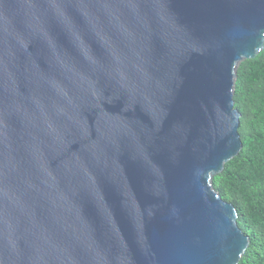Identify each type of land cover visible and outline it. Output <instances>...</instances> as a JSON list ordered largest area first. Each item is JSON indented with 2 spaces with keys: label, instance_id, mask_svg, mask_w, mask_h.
Instances as JSON below:
<instances>
[{
  "label": "water",
  "instance_id": "water-1",
  "mask_svg": "<svg viewBox=\"0 0 264 264\" xmlns=\"http://www.w3.org/2000/svg\"><path fill=\"white\" fill-rule=\"evenodd\" d=\"M263 50L264 0H0V264H238L213 178Z\"/></svg>",
  "mask_w": 264,
  "mask_h": 264
},
{
  "label": "trees",
  "instance_id": "trees-1",
  "mask_svg": "<svg viewBox=\"0 0 264 264\" xmlns=\"http://www.w3.org/2000/svg\"><path fill=\"white\" fill-rule=\"evenodd\" d=\"M234 103L243 146L213 186L234 206L238 226L249 238L238 264H264V50L239 65Z\"/></svg>",
  "mask_w": 264,
  "mask_h": 264
}]
</instances>
